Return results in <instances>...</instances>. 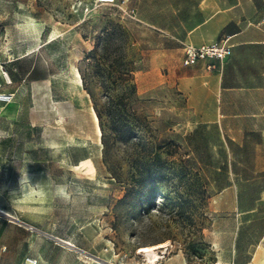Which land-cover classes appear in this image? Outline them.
<instances>
[{
  "label": "rangeland",
  "instance_id": "obj_1",
  "mask_svg": "<svg viewBox=\"0 0 264 264\" xmlns=\"http://www.w3.org/2000/svg\"><path fill=\"white\" fill-rule=\"evenodd\" d=\"M256 13L264 0H0L15 102L0 103V264H148L141 248L162 246L157 264H264V95L221 98L218 65H183ZM260 57L238 54L230 81Z\"/></svg>",
  "mask_w": 264,
  "mask_h": 264
},
{
  "label": "crops",
  "instance_id": "obj_2",
  "mask_svg": "<svg viewBox=\"0 0 264 264\" xmlns=\"http://www.w3.org/2000/svg\"><path fill=\"white\" fill-rule=\"evenodd\" d=\"M219 18H222V15L220 17L216 15L213 17L210 16L209 18H205L193 29V31L197 29H207L208 27H212L218 22ZM223 31L230 32L225 34L223 38L230 37V43L233 45L232 55L224 63H221L217 60H204L199 61L195 65L204 63V65L201 66L206 67L208 71H215L218 65L219 69L216 70V73H214L211 77V84L213 87L218 88L221 98L226 96V93L231 94L230 92H238L240 94L244 93L252 96L264 95V70L262 73L261 69H259V74H257L255 77L246 79L245 82L237 81L236 83H233L230 81V77L227 75L228 71L233 68V61L236 60L238 54L247 53L250 51L258 53H262L263 51L264 53V14L256 13L252 15L251 19L235 22L234 25H231V22H229L226 25L218 27V34H221ZM235 38L239 40L237 44L234 43ZM250 44H252V46ZM255 62L256 65L261 67L262 63L264 62V58H256ZM222 111L223 109H219L218 114L220 116H256V114H229Z\"/></svg>",
  "mask_w": 264,
  "mask_h": 264
},
{
  "label": "built area",
  "instance_id": "obj_3",
  "mask_svg": "<svg viewBox=\"0 0 264 264\" xmlns=\"http://www.w3.org/2000/svg\"><path fill=\"white\" fill-rule=\"evenodd\" d=\"M119 0H97V3L102 6L115 5ZM233 45L230 43V37H226L215 42L194 46L188 45L185 48V56L183 64L186 67L194 66L199 61L217 60L224 63L231 55ZM13 101V95L0 93V103L8 104ZM24 264H39L34 257H27Z\"/></svg>",
  "mask_w": 264,
  "mask_h": 264
},
{
  "label": "bare ground",
  "instance_id": "obj_4",
  "mask_svg": "<svg viewBox=\"0 0 264 264\" xmlns=\"http://www.w3.org/2000/svg\"><path fill=\"white\" fill-rule=\"evenodd\" d=\"M74 78L76 80V85L78 87H82V85H84L83 84L84 82L82 81V77L80 75V72L77 69L74 70ZM8 106L9 107L15 106V102L12 101V102L8 103ZM62 111L64 112V110H62ZM92 112H93V117H94V120H95V123H96V126H97L98 136H99L100 139H102L103 133H102V130H101V127H100L99 117L97 116L94 108H92ZM88 162H90V161L89 160L88 161H82V163H81L82 167L85 166L86 163H88ZM162 247L165 250H163V252H160V253L157 252L158 248H156V247H144V248H141V253H144L147 256L146 263H148V264H157L159 262V260L161 259V257H163L162 255L166 254V251H167V248H165L164 246H162Z\"/></svg>",
  "mask_w": 264,
  "mask_h": 264
},
{
  "label": "trees",
  "instance_id": "obj_5",
  "mask_svg": "<svg viewBox=\"0 0 264 264\" xmlns=\"http://www.w3.org/2000/svg\"><path fill=\"white\" fill-rule=\"evenodd\" d=\"M96 50H94V51H92L91 53H93V52H95ZM156 158L157 159H159V156L158 155H156ZM139 194H140V196H142L144 199L143 200H145V201H148L149 200V193L145 190V188L144 189H142L140 192H139ZM199 233V237L200 238H204V235H203V230L201 229V230H199L198 231Z\"/></svg>",
  "mask_w": 264,
  "mask_h": 264
}]
</instances>
